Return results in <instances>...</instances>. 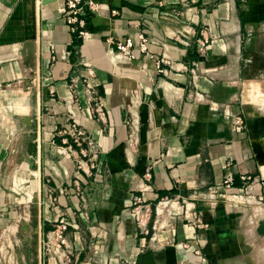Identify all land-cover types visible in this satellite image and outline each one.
<instances>
[{
  "label": "crops",
  "instance_id": "obj_1",
  "mask_svg": "<svg viewBox=\"0 0 264 264\" xmlns=\"http://www.w3.org/2000/svg\"><path fill=\"white\" fill-rule=\"evenodd\" d=\"M93 2L86 30L94 34L81 45L60 15L65 0H21L10 17L0 15L6 41L34 45L38 77L33 92H15L9 100L13 115L34 101L37 116L27 144L20 131L13 153L24 146L37 163L30 197L43 207L41 234L55 220L69 224L68 246L51 247L48 264H138L145 256L153 264H197L237 219L236 208L210 191L227 176L250 175L252 194L234 190L259 203L264 0ZM127 39L130 55L117 49ZM234 115L243 121L240 132L231 129ZM66 121L94 141L91 171L75 172L64 154ZM8 126L0 129L2 141ZM44 180L54 202L35 197ZM144 205L151 215L142 225L136 215Z\"/></svg>",
  "mask_w": 264,
  "mask_h": 264
},
{
  "label": "rangeland",
  "instance_id": "obj_2",
  "mask_svg": "<svg viewBox=\"0 0 264 264\" xmlns=\"http://www.w3.org/2000/svg\"><path fill=\"white\" fill-rule=\"evenodd\" d=\"M20 1L0 0V15L7 14L10 17ZM86 3H92V6L95 7L93 0H82L81 5L86 6ZM60 15L64 17L63 12H60ZM89 16L90 12L84 16L82 27L79 28V32H81L78 38L80 45L89 35L94 34L86 30ZM3 28V25L0 26V119L5 120L11 114L8 104L13 93L19 92L21 96L26 92L29 95L35 90L38 77L34 45L29 41H6L2 32ZM100 60L102 65H107ZM14 63H17V69L20 71L18 75H12L14 70L12 64ZM3 64L4 66L8 65V69H3ZM8 72L10 75L6 76ZM84 83L90 87H94L96 84L93 79L88 81L87 78ZM35 106L33 101L31 107L28 106L21 115L14 112L13 117L11 116L12 123L6 130L7 136L0 142V264H48L49 261L52 263L51 247L65 249L68 246L66 234L69 224L65 219L51 222L45 235L41 234L42 230L37 221L43 207L39 201L35 202L30 197H33L30 183L34 180L33 170L37 163L32 157V153L28 154L24 150V146L22 153H13L21 144L19 141L20 131L23 143L27 144L29 140V125L32 124V120L37 118L34 114ZM18 118H20V122H18ZM63 135L64 138L66 134ZM62 147L75 172L87 167L91 171V167L95 164V157H97V149L93 140L75 141L68 136L66 143H62ZM75 174L80 178L77 173ZM88 175H90L89 172ZM39 177L37 174L36 180ZM38 182L35 197H44L54 202L55 194L48 184L49 182L46 184L44 180L45 186L42 185V181L41 184ZM40 185H42L41 188ZM80 186L78 189L74 188L82 198L84 191ZM222 198L224 206L236 208L237 219L231 222L232 224L224 231L228 237L218 234L219 238L216 237L215 248L207 253L204 251L200 253L205 261L200 260L197 264H235L237 261L242 264H264V200L259 204L256 200L246 197L241 198L239 200L241 202L228 200L229 198L226 200V197ZM84 208H86L85 205ZM253 210L256 213L252 214ZM83 211L87 216L88 213L85 212V209ZM64 224L66 227L62 229ZM48 233L52 235L48 236ZM180 264L194 263L181 259Z\"/></svg>",
  "mask_w": 264,
  "mask_h": 264
},
{
  "label": "built area",
  "instance_id": "obj_3",
  "mask_svg": "<svg viewBox=\"0 0 264 264\" xmlns=\"http://www.w3.org/2000/svg\"><path fill=\"white\" fill-rule=\"evenodd\" d=\"M82 0H65L64 7L62 8L64 18L66 19V22L68 26L70 27L71 33H78V38L81 35V32H79V28L82 27L83 20L85 19L84 16L88 15V12L90 14L92 11L95 10V7L92 6V3L87 4L86 6L81 5ZM78 28V29H77ZM78 30V31H77ZM139 39L141 41V48L145 49V43L146 39L142 36L139 35ZM132 46V41L130 39H127L123 43L119 42L117 44V49L119 52H121L124 55H130V47ZM230 126L231 129L235 132H240L243 127V121L242 119L237 116H231L230 118ZM61 132L63 134H66V136H70V138H73L75 141L80 140V141H86L89 138V135L85 134V132L79 128V126L74 122V121H66L62 127H61ZM65 136V137H66ZM62 139V143L65 144L67 137ZM256 179L250 175H241L239 177H232V176H227L224 178L220 186L216 189V191H210V197L215 198L217 196L220 197H226V200H231V201H239L241 199V193L235 192L234 189H238L240 192H243L246 197L248 195L252 194L248 192L249 185L254 182ZM258 185L260 188L259 194L256 196V199L258 202H262L264 200V180H259ZM239 195V196H236ZM213 198V199H214ZM224 201V200H223ZM241 202V201H239ZM151 215V208L148 205L142 206V209H140L136 215L137 221L145 225L150 219ZM66 225L64 224L62 226V229H65ZM59 238H61L60 235H58ZM200 260L203 262L205 261L202 257H200Z\"/></svg>",
  "mask_w": 264,
  "mask_h": 264
},
{
  "label": "bare ground",
  "instance_id": "obj_4",
  "mask_svg": "<svg viewBox=\"0 0 264 264\" xmlns=\"http://www.w3.org/2000/svg\"><path fill=\"white\" fill-rule=\"evenodd\" d=\"M14 105H13V101H10L9 102V104H8V107H9V109H10V112H11V114H10V116L9 117H7L5 120L4 119H0V129H2L5 125H7V124H11L12 122H11V116L13 115L12 114V107H13ZM2 141V134L0 133V142ZM260 204V203H259ZM256 207V206H255ZM259 208H260V206H259ZM253 212H255L256 213V211H252V214H253ZM12 230V229H11ZM9 245V244H8ZM235 264H242L241 262H235ZM244 264V263H243Z\"/></svg>",
  "mask_w": 264,
  "mask_h": 264
},
{
  "label": "water",
  "instance_id": "obj_5",
  "mask_svg": "<svg viewBox=\"0 0 264 264\" xmlns=\"http://www.w3.org/2000/svg\"><path fill=\"white\" fill-rule=\"evenodd\" d=\"M154 260L150 256H145L139 259L138 264H153Z\"/></svg>",
  "mask_w": 264,
  "mask_h": 264
}]
</instances>
